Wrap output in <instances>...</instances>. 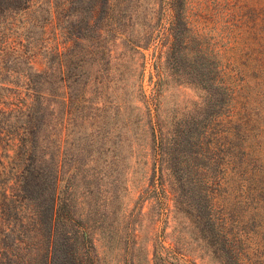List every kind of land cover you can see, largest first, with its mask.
<instances>
[{
	"label": "rangeland",
	"instance_id": "rangeland-1",
	"mask_svg": "<svg viewBox=\"0 0 264 264\" xmlns=\"http://www.w3.org/2000/svg\"><path fill=\"white\" fill-rule=\"evenodd\" d=\"M23 6L0 2V264L28 170L97 264H264V0Z\"/></svg>",
	"mask_w": 264,
	"mask_h": 264
},
{
	"label": "trees",
	"instance_id": "trees-1",
	"mask_svg": "<svg viewBox=\"0 0 264 264\" xmlns=\"http://www.w3.org/2000/svg\"><path fill=\"white\" fill-rule=\"evenodd\" d=\"M32 1L23 0V9ZM169 34L168 30L167 36ZM178 34L179 32L176 33L174 30L171 36L177 39ZM62 86L64 88L65 85L62 84ZM3 112L5 111H1L0 115ZM33 131L26 132L24 143L27 158H30L32 152V139H36ZM22 137H17L16 140H23ZM14 185L19 192L23 193V237L28 245V249L23 253V264L98 263L95 253L91 250L92 242L84 236L82 231H80V237H75V233L73 237L68 235L76 219L71 216L68 207L59 204L55 193V177L47 184L40 172L36 170L33 173L28 170ZM8 198L15 200L12 196Z\"/></svg>",
	"mask_w": 264,
	"mask_h": 264
}]
</instances>
